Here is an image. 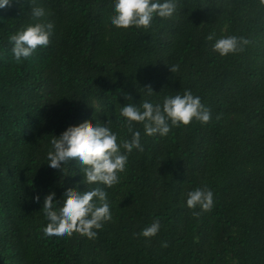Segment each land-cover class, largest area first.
I'll return each mask as SVG.
<instances>
[{
  "label": "trees",
  "instance_id": "obj_1",
  "mask_svg": "<svg viewBox=\"0 0 264 264\" xmlns=\"http://www.w3.org/2000/svg\"><path fill=\"white\" fill-rule=\"evenodd\" d=\"M36 7L54 34L17 62L9 36L37 22ZM112 14V0H11L0 9V264H264V4L179 0L172 18L154 17L147 29L115 28ZM213 31L251 43L220 56L206 40ZM185 89L200 96L209 122L164 137L137 124L143 150L106 189L111 221L94 239L45 236L48 192L62 203L65 191L96 186L79 183L75 162L67 175L46 164L51 135L111 119L125 137V94L155 102ZM196 187L213 191L211 211L187 207ZM157 219L156 236L140 235Z\"/></svg>",
  "mask_w": 264,
  "mask_h": 264
},
{
  "label": "clouds",
  "instance_id": "obj_2",
  "mask_svg": "<svg viewBox=\"0 0 264 264\" xmlns=\"http://www.w3.org/2000/svg\"><path fill=\"white\" fill-rule=\"evenodd\" d=\"M10 2L11 0H0V9ZM260 2L264 4V0ZM178 3L179 0H112L110 24L125 30L130 27L147 29L154 17L172 18L177 12ZM45 15L44 8H33L32 16L37 22L30 23L9 36L17 62L32 56L38 46L50 44L55 26L51 22H39V18ZM206 40L213 42L212 50L220 56L242 52L251 43L243 36L227 35L217 38L214 31L207 35ZM170 69L172 73L176 72L179 65H173ZM145 88V96L151 97L154 93L151 85H146ZM125 99L129 102L119 109L120 116L125 118V137H120L118 132L113 131L111 119L106 122L96 119L94 125L87 122L70 125L59 135H51L46 164L67 175L72 173L65 166L68 168L69 162H75L83 177L79 183L96 186L79 191L77 185L63 193L62 203L56 199L55 192H48L41 208L48 221L43 227L45 236L63 239L75 232L94 239L104 222L111 221L112 212L106 189L120 182L119 174L126 170L129 154L134 149L143 150L141 131L136 127L137 124L142 126L145 136L164 137L172 127L188 125L193 119L201 123H207L211 119V112L201 102L200 96L188 89L166 95L161 101L155 102L141 99L139 103H132L127 94ZM34 200L39 203L40 195H35ZM186 205L190 209L199 207L202 211H211L214 207V193L207 187H196L187 193ZM160 228L159 220H154L142 229L140 235L149 239L156 236Z\"/></svg>",
  "mask_w": 264,
  "mask_h": 264
}]
</instances>
